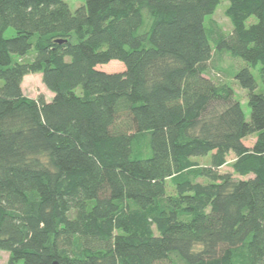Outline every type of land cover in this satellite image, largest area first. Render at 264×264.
<instances>
[{
	"label": "trees",
	"instance_id": "trees-1",
	"mask_svg": "<svg viewBox=\"0 0 264 264\" xmlns=\"http://www.w3.org/2000/svg\"><path fill=\"white\" fill-rule=\"evenodd\" d=\"M226 1L228 34L221 0H0L6 264H264V0Z\"/></svg>",
	"mask_w": 264,
	"mask_h": 264
},
{
	"label": "rangeland",
	"instance_id": "rangeland-1",
	"mask_svg": "<svg viewBox=\"0 0 264 264\" xmlns=\"http://www.w3.org/2000/svg\"><path fill=\"white\" fill-rule=\"evenodd\" d=\"M63 1L68 5L70 11L74 12L76 8L82 5L83 0H63ZM227 6H228V2L226 0H221L214 14L211 17H207L205 19L206 26L207 27L209 26V20L212 19V21L215 22L222 29L223 32L228 34L231 31L232 26L224 14V11ZM254 23H256L255 17H250L247 20L246 25L249 26ZM13 34L14 33L12 30H8L5 33V36L11 37ZM241 64L242 63L240 61L236 59H232L229 56L225 55L220 63H218L217 60L215 59L213 60V62H211V69L208 76L212 78V80H214L215 82L226 81L231 85V87L235 92V96L237 100L241 104L246 120H249L250 110L247 106L246 91L240 89L237 83L232 79V74L238 68L241 67ZM98 70H101L106 73H116L123 71L124 66L121 62L111 61L107 64L98 66ZM254 75L256 82L258 84L256 92L257 93L264 92V85L259 81L258 74L255 71H254ZM21 90L25 96L33 99H37L38 97H43L46 101H48L52 97V94L42 84L40 74H30L25 76L21 83ZM246 140H247L246 142H248L251 139L249 138ZM232 159H233L232 156L228 158L229 163L220 169L221 172L230 171V163ZM196 161H198L201 165H204L207 163L208 158H197ZM168 192L169 193L173 192L170 183H168ZM7 259H8V254L6 252L0 251V264H6Z\"/></svg>",
	"mask_w": 264,
	"mask_h": 264
},
{
	"label": "water",
	"instance_id": "water-1",
	"mask_svg": "<svg viewBox=\"0 0 264 264\" xmlns=\"http://www.w3.org/2000/svg\"><path fill=\"white\" fill-rule=\"evenodd\" d=\"M51 264H59L57 261H53Z\"/></svg>",
	"mask_w": 264,
	"mask_h": 264
}]
</instances>
